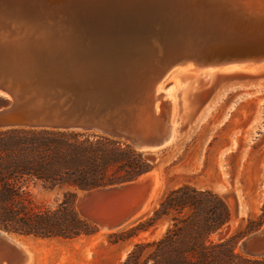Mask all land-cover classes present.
<instances>
[{"label":"water","instance_id":"95a60500","mask_svg":"<svg viewBox=\"0 0 264 264\" xmlns=\"http://www.w3.org/2000/svg\"><path fill=\"white\" fill-rule=\"evenodd\" d=\"M187 63H264V0H0V128L86 131L159 150L172 141L156 115L158 84ZM155 168L81 192L80 213L121 228L153 194ZM9 235L0 228V264H23ZM238 248L264 257V224Z\"/></svg>","mask_w":264,"mask_h":264},{"label":"trees","instance_id":"16d2710c","mask_svg":"<svg viewBox=\"0 0 264 264\" xmlns=\"http://www.w3.org/2000/svg\"><path fill=\"white\" fill-rule=\"evenodd\" d=\"M8 100L0 96V107ZM144 151L130 143L86 131L0 128V228L10 234L74 240L99 231L77 207L83 191L121 184L151 170ZM36 190L61 191L54 204ZM227 201L210 188L184 183L166 191L153 214L137 225L111 233L125 242L159 222L164 233L135 243L118 264H264V257L241 252L245 233L221 237L230 223ZM249 220L248 231L259 224Z\"/></svg>","mask_w":264,"mask_h":264},{"label":"rangeland","instance_id":"374dc122","mask_svg":"<svg viewBox=\"0 0 264 264\" xmlns=\"http://www.w3.org/2000/svg\"><path fill=\"white\" fill-rule=\"evenodd\" d=\"M170 74L160 87L164 94L173 82ZM186 81V103L179 100L174 110V120L177 122L174 140L160 150L144 151L158 169L162 181L161 193L149 211L114 231L99 228L95 235L74 240L11 234L26 243L33 254L28 264L122 262L135 243L160 237L166 223L159 222L120 243H113L110 234L129 229L151 216L162 195L184 183L210 188L227 201L232 219L220 232L221 237L235 232L245 233L246 236L262 227L264 71L250 77L209 79L199 76L197 80L189 74ZM164 98L167 99L168 95ZM36 192L40 199L51 204L61 196L58 190ZM249 220L254 221L253 226L259 224L256 229L248 231ZM154 228L155 231H152Z\"/></svg>","mask_w":264,"mask_h":264},{"label":"bare ground","instance_id":"6f19581e","mask_svg":"<svg viewBox=\"0 0 264 264\" xmlns=\"http://www.w3.org/2000/svg\"><path fill=\"white\" fill-rule=\"evenodd\" d=\"M264 71V63L260 64H253V65H238V64H231L226 66H195L193 63L187 64H178L173 66L170 71L166 74V76L160 80L158 84L157 92H158V99L156 102V115L157 118L160 119V125H169L171 127V138L170 141H173L176 136V121L174 120V110L178 107V101L183 100L184 104L186 103V92L188 90L186 77L190 74L192 75L193 79H198L199 76H204L209 79L214 78H236L239 76L243 77H250L257 72ZM171 73V74H170ZM170 74L173 78V82L165 92V94L160 91L161 84L166 79V77ZM165 95H168V98H164ZM160 150V149H159ZM157 151V150H156ZM155 171H158L155 168ZM160 176V174H159ZM134 183L128 184V186H132ZM162 189V181L158 178L156 183V187L154 188V192L151 197L143 204L142 207L130 213L124 222L123 225L131 222L133 220L138 219L145 215L149 209L153 206L154 202L157 200L161 193ZM126 191H121V195L124 194ZM123 198V197H122ZM122 225V226H123ZM164 224L160 225V231L162 230ZM103 231H114L117 228H104L102 225L100 227ZM7 236V234H4ZM9 238L13 243L16 244L19 252V258H24L25 261L23 264H28L32 258V253L26 243H24L21 239L16 236L9 235ZM240 250V249H239Z\"/></svg>","mask_w":264,"mask_h":264}]
</instances>
